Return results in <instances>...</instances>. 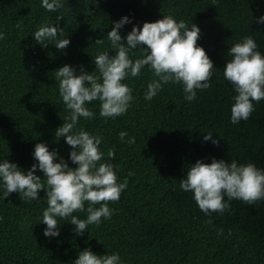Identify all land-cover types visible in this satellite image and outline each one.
<instances>
[{"label": "trees", "instance_id": "trees-1", "mask_svg": "<svg viewBox=\"0 0 264 264\" xmlns=\"http://www.w3.org/2000/svg\"><path fill=\"white\" fill-rule=\"evenodd\" d=\"M61 2L63 7L50 12L42 0H0V33L5 37L0 40V162L7 159L26 173L37 163L35 144L45 143L49 151L57 152L55 162L63 158L69 167H77L69 159L72 149L65 138L55 136L70 116L56 71L69 65L77 75L81 68L99 75L95 57L104 51L115 55L107 33L122 17L131 21L119 29L122 39L134 25L142 27L167 15L189 28L191 23L198 26L197 44L214 66L211 87L196 90V98L187 101L182 83L163 84L149 101L147 85L157 78L145 66L140 75L122 81L133 96L125 114L101 117L100 102L88 104L94 115L79 118L76 129L102 137L101 162L114 165L118 183L128 181L119 200L108 204L113 215L101 218L99 226L88 225L82 235H76L71 216L58 217L59 235L45 237V191L38 192L37 200L23 199L16 192L5 197L0 180V264H74L86 248L96 255L116 253L121 264H264V200L249 205L225 197L229 210L205 215L193 193L180 188V180L197 160H235L264 170V100L254 102L247 120L232 124L236 92L223 75L232 58L229 48L245 36L251 35L264 55V23L257 22L264 16V0ZM58 16L63 19L57 22ZM45 23L64 29L57 40H70L65 49L58 50L56 41H46L49 45L43 47L34 40L35 31ZM100 38L103 45H96ZM144 54L137 47L129 56L135 61ZM120 132L127 134L123 140ZM209 132L218 144L204 140ZM130 138L135 142L129 144ZM109 149L115 151L110 160ZM34 174L44 181L38 168ZM88 207L86 201L85 210L72 215L86 219Z\"/></svg>", "mask_w": 264, "mask_h": 264}, {"label": "clouds", "instance_id": "clouds-1", "mask_svg": "<svg viewBox=\"0 0 264 264\" xmlns=\"http://www.w3.org/2000/svg\"><path fill=\"white\" fill-rule=\"evenodd\" d=\"M96 2L93 0L92 3ZM42 7L55 12L63 4L61 0H42ZM62 19V16H58L57 22ZM130 22L128 17H122L114 22L112 30L107 33L115 55L110 56L104 51L95 57V69L99 75L94 71L86 73L83 68L77 75L69 65L56 71L59 94L70 110V116L56 129L55 136L58 140L60 137L65 138V143L72 149L69 159L77 167H69L63 158H60L59 163L55 162L57 152L49 151L45 143L35 144L33 157L37 163L26 173L7 159L0 162V180L5 197L16 192L23 199L37 200L38 192L45 191L47 208L42 214V222L47 226L43 232L45 237L59 235L58 217L71 216L70 223L75 225L76 235H82L90 224L99 226L101 218L110 219L115 211L108 206L109 202L118 201L122 191L127 188V178L118 183L114 165L101 162L105 156L100 150L102 137L76 129L79 118L91 119L94 115L88 104L99 101L101 117L125 114L133 96L132 89L122 81L129 75H140L145 66H149L157 78L147 85L145 99L149 101L162 89L163 84L182 83L187 101L196 98V90L211 87L209 81L214 66L205 50L197 44L200 38L198 26L191 23L189 28L185 21L177 22L167 15L155 22H144L142 27L134 25L122 39L119 29ZM257 22L264 23V16ZM16 27L21 25L17 24ZM58 34L64 35L62 27L45 23L39 26L33 38L43 47L49 45L46 41H56L55 47L63 50L70 40H57ZM4 38V34L0 33V40ZM103 43L102 38L95 40L96 45ZM137 47L144 49L146 54L133 61L129 53ZM257 47L255 39L249 35L227 52L232 58L227 61L223 75L236 92L231 106L232 124L247 120L255 110L254 102L264 100V55ZM126 135L125 132L119 133L121 140ZM204 140H212V133L205 134ZM134 142V138L128 140L129 144ZM212 143L216 145L219 140H212ZM114 155V149H109L108 159ZM37 168L43 173V182L41 177L34 174ZM180 188L193 193L196 204L205 215L210 212L223 214L230 208L225 197L228 201L241 200L249 205L264 200V170L253 163L238 164L235 160L230 163L215 158L211 163L197 160L187 171L186 177L180 180ZM86 201L89 203L87 218L79 219L72 215L73 212L84 211ZM97 204L98 208L93 207ZM74 264H121V257L116 253L96 255L86 248L78 253Z\"/></svg>", "mask_w": 264, "mask_h": 264}]
</instances>
